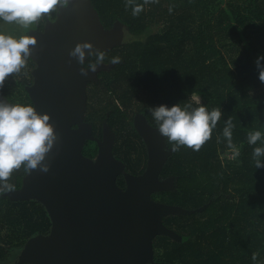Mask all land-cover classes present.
<instances>
[{"label":"trees","instance_id":"16d2710c","mask_svg":"<svg viewBox=\"0 0 264 264\" xmlns=\"http://www.w3.org/2000/svg\"><path fill=\"white\" fill-rule=\"evenodd\" d=\"M90 2L102 26L122 24L125 38L121 46L105 51L104 63L115 56L120 63L99 70L97 80L87 84L85 121L98 138L107 122L115 133L113 153L126 171L139 174L147 163L146 145L133 127L136 114L157 127L149 107H195V99L223 113L199 151L182 146L173 152L167 146L171 154L160 177L174 176V190L153 199L184 209L209 204L201 213L163 219L182 239L156 237V261L264 264V168L256 169L252 158L260 142L249 145L247 140L251 131L264 132V83L256 67L257 58L264 56V0H159L144 5L136 17L125 8L126 0ZM0 28L14 34L16 25L0 21ZM33 65L29 58L20 73L5 80L0 95L12 103L32 104L26 88ZM229 116L235 125L233 143L240 148L236 159L230 158L222 136ZM83 152L95 158L97 143L86 141ZM26 176L21 168L9 183L19 189ZM116 182L124 188L122 175ZM50 230V217L39 201L14 202L0 194V264L16 258L29 238Z\"/></svg>","mask_w":264,"mask_h":264},{"label":"water","instance_id":"95a60500","mask_svg":"<svg viewBox=\"0 0 264 264\" xmlns=\"http://www.w3.org/2000/svg\"><path fill=\"white\" fill-rule=\"evenodd\" d=\"M28 34L38 43L29 57L34 67L26 89L37 111L50 114L60 140L49 154L47 173L34 170L22 187L3 194L14 202L39 201L51 220L50 233L29 238L8 264H171L156 261L154 239L182 238L163 219L201 213L209 203L184 209L154 200V194L174 190V176L160 177L171 154L168 147L165 150L166 138L137 114L133 127L146 145L147 163L139 174L126 171L113 153L115 133L107 122L98 138L85 121L87 84L112 64L99 65L84 77L75 60L68 63L69 49L83 40L104 51L121 46V24L105 29L90 0H72L44 31ZM0 99L10 102L1 95ZM90 140L98 146L95 158L83 152ZM119 175L124 188L117 185Z\"/></svg>","mask_w":264,"mask_h":264},{"label":"clouds","instance_id":"9594fccd","mask_svg":"<svg viewBox=\"0 0 264 264\" xmlns=\"http://www.w3.org/2000/svg\"><path fill=\"white\" fill-rule=\"evenodd\" d=\"M72 0H0V21L7 25H16L23 29V34L14 35L0 28V89L5 80L12 74L20 73L27 66L28 59L38 41L35 35L28 34L40 21L52 20L54 14L58 16L61 9H67ZM159 0H126L125 8H131L133 17L139 16L144 5L158 3ZM172 6L169 7V12ZM68 63L73 60L80 66L79 72L87 77L96 72L99 65L104 64L106 52L96 48L92 41L77 42L68 51ZM86 60L89 62L86 64ZM264 56L256 60L259 80L264 83ZM112 64L120 63V57L111 58ZM193 103H177L169 107L160 104L149 107L159 134L166 138L167 146L173 152L186 147L199 151L211 139L212 131L216 128L223 113L220 107L209 110L200 100ZM48 112H39L31 104L11 103L0 99V194L15 190L9 183L12 174L23 168L25 174L34 170L47 173L51 167L49 154L59 143L60 137L55 130V123L50 122ZM235 125L231 116L225 121L222 136L226 140V148L230 150L231 159L240 155V148L233 143V129ZM219 137L217 138L219 142ZM249 145H257L253 149L252 158L255 168H264V132L251 131L247 134ZM252 260H257L253 254Z\"/></svg>","mask_w":264,"mask_h":264},{"label":"flooded vegetation","instance_id":"af4514ba","mask_svg":"<svg viewBox=\"0 0 264 264\" xmlns=\"http://www.w3.org/2000/svg\"><path fill=\"white\" fill-rule=\"evenodd\" d=\"M56 18H57V15H55L54 14V16H53V18H52V20L50 21V20H48V19H45L44 21H40L36 26H34V28H32V29H30V30H36V31H44L45 30V27H46V25H47V23H48V21H50V22H54L55 20H56ZM115 24H120V23H117V22H115L114 23V25ZM113 25V26H114ZM121 27H122V30H123V32H124V37H123V41H124V38H125V31H124V28H123V26H122V24H121ZM29 30V31H30ZM28 31V32H29ZM122 44H123V42H122ZM33 67H34V65H33ZM33 67H31V69L33 68ZM31 69H30V74H31ZM31 82H32V77H31ZM30 85V84H29ZM28 86V85H27ZM137 115V114H136ZM135 115V116H136ZM134 116V117H135ZM17 259V256H16V258H12V260L10 261V262H13V261H15ZM9 262V263H10ZM8 264V263H7Z\"/></svg>","mask_w":264,"mask_h":264},{"label":"rangeland","instance_id":"374dc122","mask_svg":"<svg viewBox=\"0 0 264 264\" xmlns=\"http://www.w3.org/2000/svg\"><path fill=\"white\" fill-rule=\"evenodd\" d=\"M30 30V29H29ZM22 32V33H21ZM24 30L18 28V26H16V29H14V35H19L20 33L23 34ZM197 100V99H195Z\"/></svg>","mask_w":264,"mask_h":264}]
</instances>
